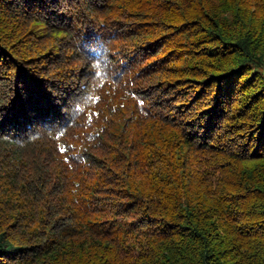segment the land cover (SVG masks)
I'll list each match as a JSON object with an SVG mask.
<instances>
[{
  "label": "trees",
  "instance_id": "16d2710c",
  "mask_svg": "<svg viewBox=\"0 0 264 264\" xmlns=\"http://www.w3.org/2000/svg\"><path fill=\"white\" fill-rule=\"evenodd\" d=\"M0 264H264V0H0Z\"/></svg>",
  "mask_w": 264,
  "mask_h": 264
}]
</instances>
